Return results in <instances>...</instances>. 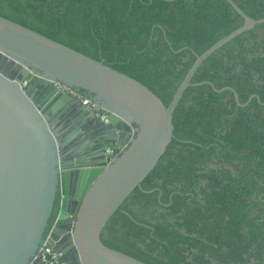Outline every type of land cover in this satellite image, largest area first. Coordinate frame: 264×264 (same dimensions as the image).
<instances>
[{
	"label": "trees",
	"instance_id": "16d2710c",
	"mask_svg": "<svg viewBox=\"0 0 264 264\" xmlns=\"http://www.w3.org/2000/svg\"><path fill=\"white\" fill-rule=\"evenodd\" d=\"M232 1L264 18V0ZM0 16L139 81L165 106L195 57L243 24L225 0H0ZM205 81L214 89L183 92L170 144L107 222L105 246L146 264H264V23L212 53L191 79ZM226 87L240 105L215 91Z\"/></svg>",
	"mask_w": 264,
	"mask_h": 264
},
{
	"label": "water",
	"instance_id": "95a60500",
	"mask_svg": "<svg viewBox=\"0 0 264 264\" xmlns=\"http://www.w3.org/2000/svg\"><path fill=\"white\" fill-rule=\"evenodd\" d=\"M225 1L243 24L195 57L167 106L102 61L0 16V264H45L34 259L43 243L62 264H146L105 246L101 233L170 144L185 89H214L191 83L199 66L264 23ZM224 90L240 105L233 89L215 91Z\"/></svg>",
	"mask_w": 264,
	"mask_h": 264
},
{
	"label": "built area",
	"instance_id": "2783aa9c",
	"mask_svg": "<svg viewBox=\"0 0 264 264\" xmlns=\"http://www.w3.org/2000/svg\"><path fill=\"white\" fill-rule=\"evenodd\" d=\"M60 88L63 89V90L68 91L69 93H71L74 96H78L86 106L94 108L95 110H99L98 109L99 107L96 106L87 97H84L83 95H81L79 93H76V92H74V91H72L70 89H67L65 87H60ZM34 259H39L42 262H44L45 264H62V263L59 262L57 256L55 254H53L51 252V250L45 246V243H43L38 248V250H37V252H36V254L34 256Z\"/></svg>",
	"mask_w": 264,
	"mask_h": 264
}]
</instances>
